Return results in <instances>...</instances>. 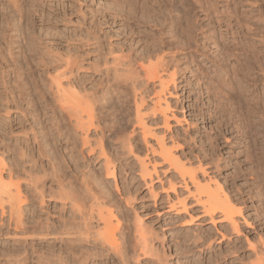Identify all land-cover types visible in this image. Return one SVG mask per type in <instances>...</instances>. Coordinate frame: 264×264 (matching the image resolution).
Listing matches in <instances>:
<instances>
[{
    "label": "rangeland",
    "instance_id": "rangeland-1",
    "mask_svg": "<svg viewBox=\"0 0 264 264\" xmlns=\"http://www.w3.org/2000/svg\"><path fill=\"white\" fill-rule=\"evenodd\" d=\"M245 44L264 57V0H0V158L4 181L10 169V179L25 194L23 223L17 225L7 203L0 204V264L256 263L264 246V118L250 109L264 110L259 98L264 97V73L234 76L243 52L234 47ZM153 50L163 55L169 72L176 71L172 96L166 95L174 117H168L167 129L161 115L143 108L142 113H150L144 116L147 124L166 136L172 132L188 156H218V178L227 177L229 188L259 176V196L244 204L248 223L238 217V234L202 216L174 171H164L166 165L148 151L157 161L158 177L144 184L135 157L110 138L104 151L115 170L107 173L97 147L89 151L90 145H82L61 122L54 78L81 97L97 99L105 124L122 118L120 130L130 131L136 102L144 97L150 105L158 89L132 71ZM56 123L65 125L69 139L54 130ZM89 136L93 143L98 137L93 131ZM133 145L134 156L143 157L146 147L139 134ZM82 172L95 191L103 192L105 206L119 221L116 237L127 254L123 261L92 243L90 234V240H64L66 225L80 229L86 222L90 233L102 227L95 213L90 217L82 210L89 216L83 217L72 209L66 198L70 191L66 197L62 192L69 188L67 180L78 181ZM168 178L176 182L175 191L168 189ZM77 183L73 195L82 194ZM5 190L0 187V193ZM176 196L185 198L186 213L166 211ZM140 231L151 242L146 251L135 248Z\"/></svg>",
    "mask_w": 264,
    "mask_h": 264
},
{
    "label": "bare ground",
    "instance_id": "bare-ground-1",
    "mask_svg": "<svg viewBox=\"0 0 264 264\" xmlns=\"http://www.w3.org/2000/svg\"><path fill=\"white\" fill-rule=\"evenodd\" d=\"M233 33L235 34L236 32L234 31ZM241 46L239 45L238 47L236 46L234 47V49H236L240 53H241L240 50L243 51L240 54V56H242L241 59L242 62L239 63V67L236 66L233 69L234 76L235 75L237 76L240 72L244 74L243 75L244 77L251 76V74L253 73L252 71L254 70H255L254 74H256L257 71L259 72L261 71L262 73H264V57L261 58L259 55H256V53H254V51L252 50L253 48L251 49L249 44H245L244 47L242 46L243 47L242 49L240 48ZM153 51H154L153 53H149L148 55L142 57L138 62L137 67L135 66L136 68L134 67V70L132 71L136 72L137 75L143 77L142 80L141 77H139L141 82H144L143 84H148L149 82H152L153 84L157 83L156 85L158 86V89H155L156 91L154 92V96L152 99H150L151 104L148 106H145L147 104H144V97H140L137 102L135 100V102L137 103V104L135 103L136 104V109H135L136 111L134 115L135 126H131L132 128H130V131H127L128 129L125 131L120 130L119 124H121L120 120L122 118H119L118 121H116L117 123L115 125L112 124L111 121L109 122V124L108 123L105 124V122L101 121L102 117L100 116L104 106H102L99 103V101L97 102L96 101L97 99L93 100L90 99L88 96L86 97L85 95H82L81 97V95L78 94L76 91L63 88V84L61 83V81H59L57 78H54L55 80L52 79L53 80L52 83L55 86L53 96L56 105L58 107V110L60 112L61 122L64 120V123L68 125L67 128L68 129L72 128L73 129L72 133L74 135L76 134L80 136L82 145H86V144L90 145V147L88 148L89 151L94 150L93 147H97L98 150L96 151L98 153V156L104 157L102 158V160H104L103 164L105 163L104 167L107 173H114L115 170L113 161L112 162L110 161L112 159L109 160L104 151L105 142H109L110 138H114L118 140L120 147H123L122 149H125L126 153L127 152L132 153L131 154L132 157H135L139 170L138 174L140 176V179L143 180L144 184L151 182L153 175L157 176V172H158L156 166L157 161L155 159H153L152 161L149 159L147 154L148 151L149 153L152 154V156L157 158L158 161L166 165V168H163L164 171L165 169L168 170L170 169L174 171L175 173L174 175L177 176L175 178H178L177 183L183 186L182 188H184L186 194L192 198L194 204L200 207L202 216L208 218L209 222L212 225H215L216 222L223 223L226 226L225 230L227 231L228 234L230 233L238 234L241 227V223L238 217L242 220L244 224L248 223L245 218L246 216L245 217L242 216L243 207L244 204H246L248 198L251 199L253 196H256L258 191L260 190L261 181L260 179H258L259 176L253 175L255 177H252L251 179L249 178L250 181L248 179H244L245 180L244 184H242V186L240 187L239 185H236L233 182V185L231 186L232 188H229L226 184L227 182H229L227 180V177L223 176V182H221L220 179L218 178L219 175L221 176V169H220L221 166L219 165L220 160L218 156L215 159H213L212 156L211 157L209 156L210 158L208 157L207 159L205 158L207 154H204L205 155L204 156L202 154L203 152L200 153L203 155V157H200V155L196 156L194 154H193L194 156H188V154H186L182 149L183 147L182 142H180V139L176 137L172 132H169L168 136H166L164 131H157V130L154 131L151 128L152 127L151 124L150 125L147 124L148 121L147 122L145 121L144 116L147 115L149 112L151 113V115H156V114L161 115L162 123L164 127L167 129H169L168 117L169 116H171V118L174 117L173 112H170L171 110L169 108L171 107L169 105L166 95L167 94L171 95L169 86L170 85L173 86L176 82V71L171 70L169 72V70L166 69V62L163 55L157 53L156 50ZM238 54L239 53H235V55L237 56ZM225 55H227V52L224 51V55H223L224 58L222 57L223 61L225 60ZM153 56L155 57L154 59H152ZM126 78H129V75ZM136 78L138 79V77ZM132 85H134V82L132 83ZM262 86H264V83ZM260 95L264 96V93ZM259 98L264 102V97L259 96ZM143 108L146 109L145 111H149V112L144 114L145 112L144 111L142 113ZM258 108L259 109H255V110L250 109L251 114H254V116L256 115L260 117V119H263L264 110L263 109L260 110V107ZM104 121L106 120L104 119ZM101 123H103L104 125H101ZM53 128L56 132H58V134L63 136L65 135L66 139L70 138L67 135L68 133L66 132V130H64L63 132V129L65 128L64 124L56 123L53 126ZM91 131H93L94 135H96L95 137L98 136L97 140L96 138L92 137L95 139L93 140L94 143L89 140V138H91L89 136ZM43 134L46 133L43 131ZM136 134H139L141 141L144 143L146 147L145 150L146 152L145 154L143 153L144 155L143 157L141 156L138 157L139 155L134 156L133 154V151L135 150H133L132 147H134L133 141H134V135ZM50 149L51 148H49V150ZM80 152L82 153L83 150L80 149ZM110 164L113 165L110 166ZM3 165H5V163L3 159L0 158V187L3 185L6 187V190L0 193V204L7 203L10 213L14 216L15 223L18 225L23 221L21 219V213L24 212L22 204L25 202L24 199L25 194L22 192L19 185L12 182V179H10L12 176V174L10 173V169H8L9 171L8 176L10 177L9 181L8 182L4 181L3 171L5 168L3 167ZM229 174L231 176V173ZM75 176L77 178V175H74V177ZM86 176L87 173L82 172L80 176H78L80 177V179L78 181L76 180V182H72V181L69 182V179L67 180L64 178L63 181L66 182L67 180V182L69 183L67 184V186L69 188H66L65 185L62 186V188L61 187L60 188L62 191L63 187H65L64 189H66V191L65 190H64L65 192L62 191L63 193H65L64 194L65 197L71 193V195L66 198L67 199L69 198L70 207L72 209L75 208L74 210H77L80 213L82 212V210H85L86 213L90 215V217L94 215L92 213H95V216L97 217V221L101 222L102 227L101 228L98 227L99 228L98 230L96 229L95 232L90 233L91 228L88 229L87 226H85L86 225L85 222V224L83 223L84 228H87L89 230V232L85 233V231H88L87 229L83 231L84 228H80L83 230H80L78 228V226L83 227L82 225L80 226L77 224V227L76 224H74V227L73 225L72 226L66 225L64 228H62L63 230L61 231V233L64 234L65 236L64 240L71 242H75L82 239L90 240L89 237L91 235L92 238L91 241H93L92 243L95 244H97V242L98 244L100 243L101 246L103 245V247L107 248L108 251L110 250L113 254H115V256H117L120 260L123 261L127 254L125 247L123 246V241L119 242L118 237H116L117 230L119 231L120 228L119 221L115 217L113 210L105 206V201H104L105 198L104 196H102L103 194H101L103 192L101 190H100L101 192L98 190L95 191L94 190L95 188L91 186V183L86 179L87 178ZM173 178L172 179L168 178L169 180L166 179L168 180L167 186L170 191L176 190L175 187L176 182L173 181L174 180ZM62 182H60L61 185ZM71 182L73 184L79 182L77 184H80V190L82 191V194L76 193L78 196L76 194L73 195L75 192H73L72 190L76 188V185L75 184L72 185ZM234 184L236 186H234ZM78 186L79 185H77V187ZM245 187H249V188H246L247 190H245ZM67 189H69L68 193H67ZM71 191L73 192V194ZM151 195H153V193ZM244 195L247 196L246 199L244 198ZM153 196H155V193ZM258 196L259 195H257V197ZM40 197L42 198L41 193H40ZM103 207L106 208L104 209ZM167 207L168 208L166 209V211L175 209L182 213H186L187 202H185V198L183 196L181 197L176 196L175 199H170L168 201ZM82 213L81 215H83V217L87 215ZM188 216L190 217V221H191L192 216L190 214ZM87 217L89 216L87 215ZM122 231L120 230L119 236L123 239L124 232ZM143 236L144 234L142 233V231H140L139 234L136 237H134L136 239L135 246L137 245L135 248L136 249L140 248L146 251L150 249L149 247H151V242L150 241L147 242L146 241L147 238ZM221 236H223V234ZM144 251L143 253H145ZM258 254L260 256H258ZM255 258L257 262L255 261L256 263H254V261H252L253 263L250 262L249 264H264V246L261 248L259 253H257Z\"/></svg>",
    "mask_w": 264,
    "mask_h": 264
}]
</instances>
